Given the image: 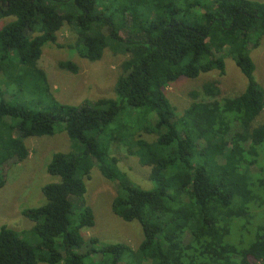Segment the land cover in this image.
I'll use <instances>...</instances> for the list:
<instances>
[{
    "label": "trees",
    "instance_id": "16d2710c",
    "mask_svg": "<svg viewBox=\"0 0 264 264\" xmlns=\"http://www.w3.org/2000/svg\"><path fill=\"white\" fill-rule=\"evenodd\" d=\"M6 18L12 20L0 29V188L2 164L28 157L26 139L63 131L71 150L53 154L46 167L59 180L42 187L45 203L21 211L39 243L30 245L22 234L0 227V264H83L75 252L83 245L95 253H124L119 244L97 251L96 238L81 237L94 225L84 204V180L94 166L117 183L113 214L140 225L143 260L264 264V123L253 125L264 111V90L254 80L250 56L264 37V3L0 0V19ZM64 26L74 31L70 49L82 59L97 62L107 48L127 54L113 98L70 106L50 96L38 62ZM226 58L244 76L245 89L219 97L217 84L205 83L189 94L192 101L178 117L165 88L181 78L223 75ZM58 67L77 72L69 61ZM9 90L31 100L13 104L5 99ZM125 114L134 123L124 121ZM141 130L153 140L142 139ZM117 141L149 168L153 188L134 186L118 169L110 155Z\"/></svg>",
    "mask_w": 264,
    "mask_h": 264
},
{
    "label": "rangeland",
    "instance_id": "374dc122",
    "mask_svg": "<svg viewBox=\"0 0 264 264\" xmlns=\"http://www.w3.org/2000/svg\"><path fill=\"white\" fill-rule=\"evenodd\" d=\"M251 1L264 3V0ZM11 20L12 18L0 19V29ZM75 37L74 31L64 26L57 33L56 43L47 45L42 51L38 67L46 77L50 96L58 103L70 106H78L83 102H93L102 98H113V88L118 77L122 75L121 64L128 57L127 54L115 53L107 48L99 61L89 62L70 49ZM250 56L255 66L254 80L264 90V37L260 40L258 47L250 48ZM66 61L76 65V73L58 67L60 62ZM224 62L223 75L213 71L202 74L196 79L181 78L165 88V96L175 108L178 117L192 101L189 94L192 91L200 92L205 83H216L220 92L219 97L236 96L245 89L246 80L234 61L226 58ZM6 95L8 97L5 99L13 104H22L26 100H31L25 92L20 93L16 90H9ZM38 97L43 98L41 91ZM35 98L32 96V100ZM137 112L132 110L130 114ZM123 119L129 125L135 121V118L132 116L128 118L126 114ZM263 123L264 111L256 118L253 125L256 127ZM139 133L144 140L152 141L154 138L143 130ZM24 144L28 150V157L24 161L7 159L1 166L3 186L0 188V227L5 226L18 232L28 244L36 245L40 240L30 232L33 223L25 218L21 211L40 207L45 203L42 187L59 180L49 175L46 167L53 154L68 153L71 150V143L66 133L59 131L51 137L28 138ZM110 155L118 160V169L134 186L143 190L153 188V184L148 179L149 168L138 163L137 158L128 152V146L118 141L112 142ZM252 173L260 175V171L255 168H252ZM84 181L86 187L84 204L90 207L93 213L94 225L92 228L82 229L81 237L86 242L90 238H96L98 247L95 250L97 251L104 246L118 244L123 245L125 249L122 255L113 256L105 251L97 253L88 251L89 249L83 245L75 250L82 256L83 264H151L149 260H143L138 253V247L143 239L140 225L136 221L129 223L122 221L111 210L117 183L106 180L96 166L91 169ZM71 202L75 206L78 204L73 198ZM59 242V240L56 241L57 244Z\"/></svg>",
    "mask_w": 264,
    "mask_h": 264
}]
</instances>
